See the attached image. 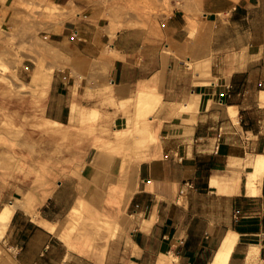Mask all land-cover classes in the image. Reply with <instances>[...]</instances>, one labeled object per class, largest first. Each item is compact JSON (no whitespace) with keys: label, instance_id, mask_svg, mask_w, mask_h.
I'll return each instance as SVG.
<instances>
[{"label":"crops","instance_id":"1","mask_svg":"<svg viewBox=\"0 0 264 264\" xmlns=\"http://www.w3.org/2000/svg\"><path fill=\"white\" fill-rule=\"evenodd\" d=\"M10 1L0 25L17 37ZM52 3L46 52L29 47L18 75L48 78L44 107L32 109L62 124L59 149L27 177L0 169V212L16 203L0 264H212L231 233L229 264H264V176L259 193L248 188L249 162L264 154V0ZM141 88L158 95L154 137L104 143L136 121ZM81 205L92 241L68 243L63 220Z\"/></svg>","mask_w":264,"mask_h":264},{"label":"rangeland","instance_id":"2","mask_svg":"<svg viewBox=\"0 0 264 264\" xmlns=\"http://www.w3.org/2000/svg\"><path fill=\"white\" fill-rule=\"evenodd\" d=\"M10 5L19 11V34L17 37L12 34L7 36L0 25V169L7 177L23 178L28 175L29 165L33 169L41 163L39 171H42L45 151L59 149V143L53 142L52 138L59 135L60 127L47 122L46 126L35 117V110L41 111L44 107L48 78L41 72H33L29 84L18 75L19 65L29 47L32 51L37 49L45 54L47 46L42 37L45 22L53 21L59 8L53 5L52 0H11ZM198 64L202 69L206 66L205 62H198L195 67ZM157 100L155 91L139 90L134 99L136 121L131 120L128 128L115 131L111 140L102 139L104 143L121 145L132 140L137 145L147 146L154 137L149 128L148 115L153 111L152 103ZM138 125L144 132L137 130ZM88 130L92 131L93 127ZM84 209V205L74 207L63 220L64 239L68 243L76 237L92 241L88 232L92 223L84 217ZM104 225L100 223L98 229H103Z\"/></svg>","mask_w":264,"mask_h":264},{"label":"bare ground","instance_id":"3","mask_svg":"<svg viewBox=\"0 0 264 264\" xmlns=\"http://www.w3.org/2000/svg\"><path fill=\"white\" fill-rule=\"evenodd\" d=\"M207 67H208V65L202 69V66H200L198 64V66L196 67V70L199 72H202V71H205L207 69ZM200 70H202V71H200ZM209 76H210V73H209ZM212 80L213 79L211 78V81ZM145 86L146 85L144 84V88L147 87V86L146 87ZM140 90H142V88ZM145 90H147V89H145ZM231 109H233V107ZM46 122L49 125H55V126L62 127L61 126L62 124H59V123L54 122L52 120L50 121L47 119ZM136 128L139 132H144V130L141 126L138 125ZM116 131H119V130H116ZM249 164H251L253 169H252V171H250L248 173V188H249L251 193L256 194V193H259L261 180H262V177L264 176V154L257 155L251 162H249ZM15 208H16L15 203L7 204V205H5V208L0 212V237L2 234H4L3 231H5L4 230L5 226L9 222L12 214L15 211ZM237 242H238V234H236V233H231L230 235L228 234V236L223 241L220 249L218 250L212 264H229L230 258H231L232 253H233V251L237 245ZM258 254H259V247L253 246L247 253V259L253 260L252 263H255L254 260L258 258ZM10 258H12V257H10ZM10 258H9V260H10ZM2 263H4V260ZM9 263L16 264L12 261Z\"/></svg>","mask_w":264,"mask_h":264}]
</instances>
